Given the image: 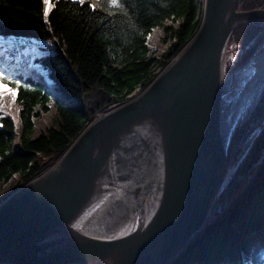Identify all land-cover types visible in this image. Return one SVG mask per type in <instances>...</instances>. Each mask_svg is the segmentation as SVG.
<instances>
[{"label": "water", "instance_id": "water-1", "mask_svg": "<svg viewBox=\"0 0 264 264\" xmlns=\"http://www.w3.org/2000/svg\"><path fill=\"white\" fill-rule=\"evenodd\" d=\"M237 4L204 0L199 30L151 85L0 204V264H165L196 240L237 151L264 122L263 66L223 123L230 39L264 21V9ZM102 212L105 225L92 229Z\"/></svg>", "mask_w": 264, "mask_h": 264}, {"label": "trees", "instance_id": "trees-1", "mask_svg": "<svg viewBox=\"0 0 264 264\" xmlns=\"http://www.w3.org/2000/svg\"><path fill=\"white\" fill-rule=\"evenodd\" d=\"M0 0V38L39 48L32 62L0 75L14 92L16 124L0 116V185L25 186L51 169L99 116L142 94L200 28L204 0ZM237 9H264L238 0ZM168 22V25L165 24ZM161 29L169 44L158 58L146 40ZM247 48L264 41V21L249 22L231 40ZM53 108L51 125L33 136V120ZM218 195L230 199L180 255L165 264H264V122ZM238 189L239 192L237 191ZM238 192L237 194H234Z\"/></svg>", "mask_w": 264, "mask_h": 264}, {"label": "rangeland", "instance_id": "rangeland-1", "mask_svg": "<svg viewBox=\"0 0 264 264\" xmlns=\"http://www.w3.org/2000/svg\"><path fill=\"white\" fill-rule=\"evenodd\" d=\"M74 1H88V0H74ZM165 24L168 25V22H165ZM162 38H163V33L161 29H154L148 35L146 44H147L149 55L158 58L160 55L164 54L169 42L168 41H166L165 43L162 42ZM4 39L6 40V42L0 44V63H1V66L4 68V70L14 71V70H17V68H21V67H24L25 65H29L31 64L32 58L34 57V55L39 53V48L53 47L50 44H44V43L35 44L32 42L19 40V39H11V38H4ZM246 47L239 46L233 39L228 44L227 53L225 55L224 66H223L222 83L225 89H227L231 85L230 84L231 82H232V86L229 87L230 91L223 98V103H222V113L223 114L226 112L225 104L230 101L234 102L231 108L232 111L235 109V107H239L237 101L242 99V97L239 98L237 101L236 99L241 94H243V92H245L246 90L248 91L249 88H251L250 87L251 82L253 81V78L256 77V74L258 73L260 66L262 65L264 66V59L262 60V55L264 54V41L261 44V46L258 48V50L250 54L246 59H244V55L247 50ZM239 67L241 68L237 70ZM234 71H235V74L231 81L230 74ZM226 76L228 77L230 76V78L227 80ZM13 93L14 92L11 89H9L7 86H4V88L0 86V100H1L0 116L11 117L13 122L16 124L15 120H16L17 106L14 102ZM49 108H50L49 112L44 113V114L42 113L39 117L34 118L33 136H37L39 133L43 132L45 128L51 125V120L53 118V108L51 107L50 103H49ZM115 109L117 108L111 109V111ZM12 114L14 116H12ZM261 125L246 137V139L242 143L241 148L237 151L235 157L241 152L243 153L244 150H246L247 148H249L252 140L258 134ZM56 163H54V165ZM233 163H234V159H233L232 165L229 169L228 175L226 177V180L221 190L224 189L227 179L231 176L234 170L235 165H233ZM17 182H18L17 176H13L12 179L8 183L0 185V204L4 200H6L8 197H10L12 194H14L16 191H18L20 188L23 187V186L22 187L18 186ZM239 190L240 189H238L237 191L239 192ZM238 192L234 194H237ZM230 199L226 200L225 198H222V200H219V197H217L216 204H219V208H220L221 205L227 204L230 201ZM103 216H104V212L101 213V217H99V220L94 219V221H91L92 224L90 226H92V229H94V227L96 226L100 227L102 225H105V222L102 221ZM92 229H89L87 231H90L96 234L95 230H92Z\"/></svg>", "mask_w": 264, "mask_h": 264}, {"label": "bare ground", "instance_id": "bare-ground-1", "mask_svg": "<svg viewBox=\"0 0 264 264\" xmlns=\"http://www.w3.org/2000/svg\"><path fill=\"white\" fill-rule=\"evenodd\" d=\"M6 42V40L4 39V38H0V44H2V43H5ZM264 59V54L262 55V60ZM263 68V65L262 66H260V68H259V70H258V73L261 71V69ZM264 70V69H263ZM257 73V74H258ZM256 74V75H257ZM227 77V80L230 78V76L228 77V76H226ZM254 79V78H253ZM252 83V82H251ZM0 86L1 87H3L4 88V86H2L1 84H0ZM245 96V94H241L237 99H236V101L239 99V98H243ZM245 98V97H244ZM0 102H1V100H0ZM239 102V101H238ZM237 102V103H238ZM233 104H234V102H232V101H230V102H228V103H226L225 104V109H226V112L224 113L225 114V118H224V121H223V123H224V125L225 126H227L229 123H230V116H231V112H232V110H231V108H232V106H233ZM12 116H14L13 114H12ZM14 119V118H13ZM15 120V119H14ZM15 122H16V120H15ZM17 123V122H16Z\"/></svg>", "mask_w": 264, "mask_h": 264}, {"label": "snow or ice", "instance_id": "snow-or-ice-1", "mask_svg": "<svg viewBox=\"0 0 264 264\" xmlns=\"http://www.w3.org/2000/svg\"><path fill=\"white\" fill-rule=\"evenodd\" d=\"M109 2L113 6H117V0H109ZM43 3L46 5L45 14H47L48 10L51 8L52 5L50 3V0H43ZM0 83H11V81L6 80L4 75H0ZM13 95H15V94L13 93Z\"/></svg>", "mask_w": 264, "mask_h": 264}]
</instances>
